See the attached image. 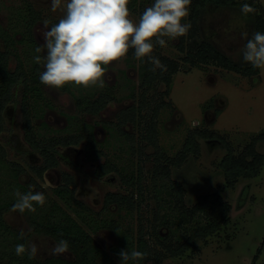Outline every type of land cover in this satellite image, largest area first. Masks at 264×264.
Wrapping results in <instances>:
<instances>
[{"label": "rangeland", "instance_id": "374dc122", "mask_svg": "<svg viewBox=\"0 0 264 264\" xmlns=\"http://www.w3.org/2000/svg\"><path fill=\"white\" fill-rule=\"evenodd\" d=\"M238 1L237 5L229 7L208 5L201 16L198 39L184 41V52L179 49L183 36L175 39L165 38L164 47H154L153 56L158 58L159 55H166L181 62V70L174 76L169 95H160L166 89L164 83L158 84L150 91V94L156 91L155 98H158V101L171 102V106L160 111L158 119L159 143L162 149L160 156L154 154L156 148L152 145H147L143 153L138 151L137 146L134 150L130 140L118 127L120 112L137 101L132 97L134 92L137 98L141 92L142 62L135 57L131 49L126 57L106 66L103 88L66 85L54 89L39 82L43 98L37 100V97L30 96L32 104L35 105L33 112L36 115L33 123L38 132L44 137L81 132L82 129L93 133L100 148L107 153V158L120 170L119 173L99 177L95 172L96 167L104 162L105 158L98 162L87 160L84 143L75 149H62L60 166L49 170L45 179L38 181L50 198L58 200L53 190L62 183L63 172H69L76 180V195L92 209L101 211L108 192L126 194L132 191L122 177L137 174L141 166L144 174L141 211L129 214L124 210L115 211L114 216L127 230H136L143 219L149 232L152 231L154 223L157 224L158 235H166L169 232L177 213L172 183L166 177L154 179L152 176L160 163L178 156L188 132L194 128L216 130L225 135L235 152L239 153L255 134L264 131V68H261L259 75L246 77L212 64L193 66L184 58L189 45L195 46L201 40L207 39L213 41L220 51L235 62L250 64L243 61L242 49L247 38L256 32L255 12L244 15L240 9L245 3L254 9L256 5L250 3L251 0ZM255 1L260 3L264 10V0ZM30 2L41 16L33 29V42L28 41L30 37L21 18L24 11L26 14V4L23 0H0V23L10 29L16 40L15 54L11 61L12 69L21 65L28 76L33 78L36 74L40 76L44 70L43 59L40 64L33 59L36 55L42 58L45 55L44 52L35 51L37 46L44 43L40 34L43 22L49 21L51 27L62 19L66 14L68 0H62L61 7L55 12L52 11L51 0ZM152 4L147 3L146 8ZM129 11V18L138 22L140 13ZM183 22L190 23L189 16ZM243 33H248V37H243ZM5 48L6 42L0 39V49ZM104 92L115 96V99L99 114L79 110V101L96 98ZM24 93V82L21 81L15 89L14 101L5 112L6 130L0 134V142L7 150L8 160L19 162L26 167L41 163L42 158L24 137L21 106ZM85 125L87 126L84 128ZM142 126V123L135 126L129 123L123 128L127 132H135L139 141ZM199 141L202 148L200 156L192 155L182 168L172 166V179H178L185 185L188 206L194 205L200 194L221 193L231 204L230 221L218 233L199 240L197 250H188L178 256L167 253L162 264H264V165L259 175L240 178L235 187H228L221 167L222 158L227 153L225 143L203 138ZM257 148L264 154V142H259ZM2 171L0 169V172ZM29 180L30 176H21L23 183ZM5 219L12 227L25 234H31L29 243L35 242L40 248L37 257H70L69 252L51 255L49 250L57 241L47 235L33 234V227L26 215L9 210L5 213ZM205 223L206 218L199 214L189 222L187 231L190 233ZM179 233H183L182 228ZM94 236L97 243L106 249L117 241L115 233L109 230ZM159 239L150 233L149 240L152 244L165 251ZM147 264L154 263L149 261Z\"/></svg>", "mask_w": 264, "mask_h": 264}, {"label": "trees", "instance_id": "16d2710c", "mask_svg": "<svg viewBox=\"0 0 264 264\" xmlns=\"http://www.w3.org/2000/svg\"><path fill=\"white\" fill-rule=\"evenodd\" d=\"M23 1L26 4V14L24 11L21 18L30 37L28 41L33 42V29L41 16L30 0ZM151 2L154 3V0H129L128 8L132 11H138L141 16L146 9V4ZM249 2L256 5V31L264 33V10L261 4L255 0ZM238 3V0H191L189 7L191 27L186 36H183L180 40V51H185L184 41L190 42L198 39L200 25L202 24L200 22L201 16L208 5L229 7ZM58 22H55V24ZM0 39L6 42V48L0 49V134L6 130L5 112L14 101L17 85L23 81L25 93L21 106L24 137L32 149L37 151L42 158L41 163L30 164L25 167L19 162L8 160L7 150L0 142V169L3 170L0 172V264H120L118 253L127 248L129 250L135 248L146 253L145 258L138 260L135 264H147L149 261L154 264H162L167 253L178 256L183 255L188 250H197L199 240L218 233L229 223L231 204L219 192L200 194L196 203L188 206L186 203L187 189L180 180L172 179L171 167L182 168L192 155L195 157L200 156L202 151L200 138L220 140L225 143L227 148V153L221 161L225 183L226 186L233 188L240 178H250L260 174L264 165V154L258 150L257 145L259 142H264V131L255 134L243 150L236 153L226 136L220 132L210 128L190 130L178 156L170 157L168 162L160 163L152 176L154 179L161 176L166 177L172 183V194L177 213L169 232L166 235H158L157 224L154 222H152L154 223L152 231L149 232L143 219L139 222L136 230H127L124 228L123 223L114 216V212L124 210L129 214L141 211L144 180L141 166L137 174L122 177L132 191L126 194L108 192L101 211L92 209L76 195V180L74 175L69 172H63L62 183L53 190L58 200L50 198L45 189L39 184L38 181L44 180L49 170L60 166L62 149L72 147L75 149L82 143H84V154L87 160L98 162L105 158L104 162L99 163L96 167L95 172L99 177L119 173L120 170L113 161L107 158V153L102 147L100 148L93 133H87L82 129L81 132L44 137L38 132L33 123L36 113L33 112L35 105L32 104L30 96L37 97V100L43 98V92L39 85V75L36 74L33 78L29 77L21 65L12 69L11 61L15 54L16 40L10 33V29L5 28L1 23ZM20 40L24 41V39ZM212 42L203 39L198 45H189V49L186 51L187 55L184 57L185 61L190 62L193 66L212 64L235 71L246 77L260 74L261 68H254L251 64L242 65L235 62ZM131 52L134 53V49H131ZM158 59L165 66V70L162 71L157 68L156 71H152L153 65L147 58L141 61V92L138 98L134 92L132 97L136 98L137 101L120 112L118 127L130 140L134 150L137 146L138 151L143 153L147 145H152L156 148L154 154L160 156L162 149L159 143L158 119L160 111L167 106H171V102L158 101V98H155L156 91L152 94H150V91L158 84L164 83L166 89L160 95H169L174 76L181 70V62L166 55H159ZM114 99L115 96L104 92L96 98H85V100L79 101L77 106L80 111L85 113L99 114ZM129 123L134 126L142 123L139 141H137L135 132H127L123 128L124 125ZM4 169L6 170L4 171ZM22 175L30 176V180L23 183L21 181ZM31 186H35V188H31ZM16 190L22 193L28 191L41 192L45 195L46 203L43 207L36 205L34 213L25 211L23 214L28 217L33 227V234L47 235L56 241L60 239L67 240L70 257L50 256L39 258L36 256L29 259L27 254L22 257L15 254V246L20 243L27 245L31 237V234H25L24 239H20L21 231L12 227L5 219V213L11 210L15 203L14 192ZM106 213L107 215H105ZM199 214L206 218V223L197 226L189 233L187 225ZM180 228L183 229V233H179ZM106 230L114 232L117 237V241L108 249L98 244L94 236ZM150 233L160 238L158 241L165 251L159 250L152 244L149 240ZM129 264H133V262L130 261Z\"/></svg>", "mask_w": 264, "mask_h": 264}, {"label": "clouds", "instance_id": "9594fccd", "mask_svg": "<svg viewBox=\"0 0 264 264\" xmlns=\"http://www.w3.org/2000/svg\"><path fill=\"white\" fill-rule=\"evenodd\" d=\"M62 0H51L52 11L61 7ZM129 0H68L66 14L58 23L49 27L43 22L40 32L43 45L37 46L36 53L44 52L43 58L33 59L40 64L43 59L44 70L39 79L43 85L60 89L66 85L78 87H100L105 85L106 66L126 57L134 49L137 59L144 58L157 68L165 70L161 61L152 55L154 47L166 45L165 38L175 39L185 36L190 23L183 21L189 16L191 0H154L146 8L138 22L130 19ZM244 15L256 10L245 3L241 6ZM247 38L248 33H243ZM242 59L254 68H264V33L256 31L242 49ZM13 212L23 214L35 212L36 205L43 207L46 197L41 192H14ZM25 233L20 232V239ZM40 248L35 242L15 246V254L29 259L35 258ZM69 250L65 239L58 240L49 250L51 255H63ZM120 264H129L144 259L146 253L122 249L118 253Z\"/></svg>", "mask_w": 264, "mask_h": 264}]
</instances>
